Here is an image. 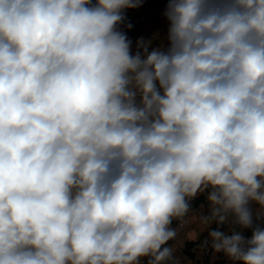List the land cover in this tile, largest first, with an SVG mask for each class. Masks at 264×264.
Masks as SVG:
<instances>
[{"label":"clouds","instance_id":"clouds-1","mask_svg":"<svg viewBox=\"0 0 264 264\" xmlns=\"http://www.w3.org/2000/svg\"><path fill=\"white\" fill-rule=\"evenodd\" d=\"M140 4L0 0V264H180L198 195L204 246L264 264V0H168L133 54Z\"/></svg>","mask_w":264,"mask_h":264},{"label":"crops","instance_id":"crops-1","mask_svg":"<svg viewBox=\"0 0 264 264\" xmlns=\"http://www.w3.org/2000/svg\"><path fill=\"white\" fill-rule=\"evenodd\" d=\"M148 3L151 4L150 9L145 8ZM164 12V6L160 2L153 0H141L139 7L124 10V19L118 25V30L123 32L131 42L133 54L139 50L137 48L139 41L147 42L149 40L146 37V33L154 35L150 39L152 47H167L169 23ZM201 205H203V209H201ZM191 207L192 211L186 217L187 223L184 229H181L173 222V227L177 228L178 235L176 239L169 241L167 245L174 249V255L180 264H234V261L223 253H215L210 247H205L203 244L204 240L208 238L209 231L217 228L216 223H212L206 228L199 220L200 214H208L205 195H198L193 199ZM251 207L253 218L264 215V211L260 210L258 205L252 204ZM220 230L230 234V225H221ZM237 230H240L243 234L245 229L237 227ZM208 248L210 251H207ZM142 264H147V258L142 261Z\"/></svg>","mask_w":264,"mask_h":264},{"label":"built area","instance_id":"built-area-1","mask_svg":"<svg viewBox=\"0 0 264 264\" xmlns=\"http://www.w3.org/2000/svg\"><path fill=\"white\" fill-rule=\"evenodd\" d=\"M153 1H157L160 2L162 6H164V9H166V5H167V1L168 0H153ZM146 9H150L151 8V4L148 3L145 6ZM146 37L149 39L148 41H151L150 39H152L154 37V35L152 33H146ZM147 41V42H148ZM186 219V218H185ZM174 223L179 226L181 229H184L186 227V223L183 224V226H180V223L178 221H174ZM207 251H210V249L208 248ZM234 264H241V262L239 261H235Z\"/></svg>","mask_w":264,"mask_h":264},{"label":"trees","instance_id":"trees-1","mask_svg":"<svg viewBox=\"0 0 264 264\" xmlns=\"http://www.w3.org/2000/svg\"><path fill=\"white\" fill-rule=\"evenodd\" d=\"M253 226H260V227H264V215L262 216H258V217H254L253 218ZM243 235L245 237H250L251 236V229H245L243 231Z\"/></svg>","mask_w":264,"mask_h":264}]
</instances>
